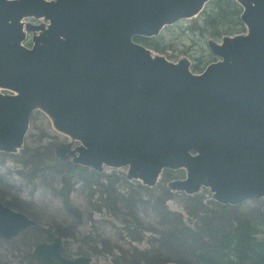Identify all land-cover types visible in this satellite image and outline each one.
Wrapping results in <instances>:
<instances>
[{
  "label": "water",
  "instance_id": "1",
  "mask_svg": "<svg viewBox=\"0 0 264 264\" xmlns=\"http://www.w3.org/2000/svg\"><path fill=\"white\" fill-rule=\"evenodd\" d=\"M208 1L0 0V152L16 153L39 110L70 140L57 148L62 160L127 167L126 178L146 186L183 168L169 189L204 186L224 205L262 199L264 214V0H235L246 32L209 40L218 60L198 74L133 39L196 17ZM34 224L0 202V239ZM32 255L37 264L91 262L64 256L59 237Z\"/></svg>",
  "mask_w": 264,
  "mask_h": 264
},
{
  "label": "rangeland",
  "instance_id": "2",
  "mask_svg": "<svg viewBox=\"0 0 264 264\" xmlns=\"http://www.w3.org/2000/svg\"><path fill=\"white\" fill-rule=\"evenodd\" d=\"M193 25L195 19H182L164 26L157 50L138 43L171 62L187 59L198 74L218 60L207 42L220 43L223 36L237 33L217 38ZM27 36L24 45L30 46L31 33ZM67 142L35 110L22 147L16 153L0 152V202L35 223L15 238L0 239V264H37L33 247L54 237L62 239L66 257L89 256L90 264H196L198 254L211 251L222 233L262 211V199L226 206L207 188L195 194L169 189V181L185 178L182 169H163L155 185L146 186L127 179V167L96 172L62 160L57 148Z\"/></svg>",
  "mask_w": 264,
  "mask_h": 264
},
{
  "label": "trees",
  "instance_id": "3",
  "mask_svg": "<svg viewBox=\"0 0 264 264\" xmlns=\"http://www.w3.org/2000/svg\"><path fill=\"white\" fill-rule=\"evenodd\" d=\"M240 13L241 7L235 0H209L197 15L193 28L205 29L217 38L225 34H239L245 31L239 20ZM133 39L144 42L154 50L158 49L156 43L159 37ZM196 264H264L263 212L259 211L256 218L241 221L231 231L222 233L211 251L198 254Z\"/></svg>",
  "mask_w": 264,
  "mask_h": 264
},
{
  "label": "bare ground",
  "instance_id": "4",
  "mask_svg": "<svg viewBox=\"0 0 264 264\" xmlns=\"http://www.w3.org/2000/svg\"><path fill=\"white\" fill-rule=\"evenodd\" d=\"M194 18H196V17H194ZM194 18H191V19H194ZM160 34V33H159ZM158 34V35H159ZM158 35H156V36H153V37H158ZM143 38H151V37H143ZM182 170H184L183 168H181ZM176 170H178V169H176ZM185 171V170H184ZM186 172V171H185ZM202 188H205L204 186H202ZM202 188H200V190L202 189ZM199 190V191H200ZM226 206H228V205H226ZM65 256V255H64Z\"/></svg>",
  "mask_w": 264,
  "mask_h": 264
},
{
  "label": "flooded vegetation",
  "instance_id": "5",
  "mask_svg": "<svg viewBox=\"0 0 264 264\" xmlns=\"http://www.w3.org/2000/svg\"><path fill=\"white\" fill-rule=\"evenodd\" d=\"M197 17V16H196ZM194 19H196V18H194ZM167 26V25H166ZM27 40H28V38H27ZM31 40V39H30ZM27 46V45H26Z\"/></svg>",
  "mask_w": 264,
  "mask_h": 264
}]
</instances>
